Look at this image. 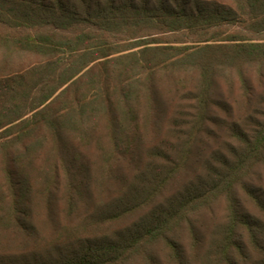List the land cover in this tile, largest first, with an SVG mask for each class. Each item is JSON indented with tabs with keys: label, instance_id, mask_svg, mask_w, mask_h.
I'll return each mask as SVG.
<instances>
[{
	"label": "trees",
	"instance_id": "trees-1",
	"mask_svg": "<svg viewBox=\"0 0 264 264\" xmlns=\"http://www.w3.org/2000/svg\"><path fill=\"white\" fill-rule=\"evenodd\" d=\"M0 264H264V0H0Z\"/></svg>",
	"mask_w": 264,
	"mask_h": 264
},
{
	"label": "rangeland",
	"instance_id": "rangeland-1",
	"mask_svg": "<svg viewBox=\"0 0 264 264\" xmlns=\"http://www.w3.org/2000/svg\"><path fill=\"white\" fill-rule=\"evenodd\" d=\"M18 63L23 65V62H21V61H19ZM27 63H29V61H27ZM166 87H167V85H164V86L160 87L161 91H160L159 97L162 100L163 104L161 106V109L156 110V111H158L157 116H156V120L158 122L157 125H156V129H157L158 133H160L161 135L163 134L164 136H167L169 129H172V127H170L169 124H168L169 120H170V117H171V111H170L169 104L166 103V100L168 98H170L172 95L166 93V91H165ZM222 91H224L226 96L229 95V92H228L227 88L224 85L222 86ZM237 97H239V96L237 95ZM186 103L187 102L183 103L182 105H187ZM144 106H145V100H144ZM108 115L109 114L105 115L103 117L102 121H101L102 124H103V127L98 125L97 128H96V129H99V131H101L105 135L108 132V130H107L108 128H107V126H105V124H107ZM156 129H154V130L156 131ZM154 130L153 129H149V130L147 129V132L151 133V135H150V137H148V139H151L153 137ZM185 130H187V129H183V131H185ZM223 130L222 129H206L205 130L206 132L204 131V134H202L203 143H201V145L199 144V148H200V150H202L203 154L208 155V154L211 153V151L213 149H215V148L217 149L218 148L217 144L214 143L215 141H213V140L215 138H218L219 136H221V140H223V137L225 136ZM143 132L145 133V131H143ZM222 143L223 142L221 141V144ZM223 147H225V144H224V146H222V148ZM221 150H223V149H221ZM197 158H198V156H196V152L194 151L193 158H192V163L193 164L192 165H191V163L189 164V166H188L189 167V171H188V168H187L186 170H184L181 174H179L177 176V178L175 180L176 182H174L175 187L180 188L181 184L184 183L189 178L188 174L190 172H192V167L191 166H193V171L194 170L198 171V168L196 166ZM258 176L259 177L263 176V172L261 171V169H259L257 171V177H255V181L257 183H259V180H261V179L258 180ZM211 210H213L215 212V215L219 216V218H221V217H223L225 215V207L223 206V204L221 202L218 203V204H215L214 207ZM211 210L205 211L200 216V219L202 220V222L203 221H207L209 216H211Z\"/></svg>",
	"mask_w": 264,
	"mask_h": 264
}]
</instances>
